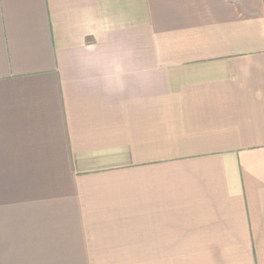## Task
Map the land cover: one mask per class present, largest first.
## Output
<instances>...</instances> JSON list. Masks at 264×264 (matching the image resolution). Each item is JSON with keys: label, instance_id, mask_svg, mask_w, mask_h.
Returning <instances> with one entry per match:
<instances>
[{"label": "crops", "instance_id": "0c3cea01", "mask_svg": "<svg viewBox=\"0 0 264 264\" xmlns=\"http://www.w3.org/2000/svg\"><path fill=\"white\" fill-rule=\"evenodd\" d=\"M0 264H264V0H0Z\"/></svg>", "mask_w": 264, "mask_h": 264}]
</instances>
